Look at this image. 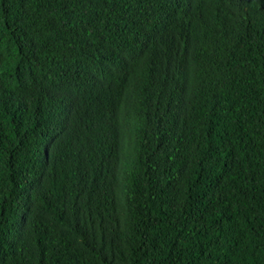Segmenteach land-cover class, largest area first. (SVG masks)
I'll return each instance as SVG.
<instances>
[{
	"label": "trees",
	"instance_id": "trees-1",
	"mask_svg": "<svg viewBox=\"0 0 264 264\" xmlns=\"http://www.w3.org/2000/svg\"><path fill=\"white\" fill-rule=\"evenodd\" d=\"M0 264H264V0H0Z\"/></svg>",
	"mask_w": 264,
	"mask_h": 264
}]
</instances>
